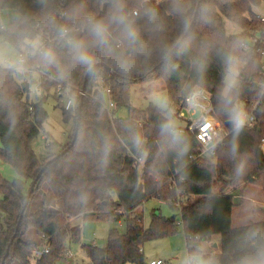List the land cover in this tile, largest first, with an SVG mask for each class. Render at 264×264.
<instances>
[{
    "label": "trees",
    "instance_id": "trees-1",
    "mask_svg": "<svg viewBox=\"0 0 264 264\" xmlns=\"http://www.w3.org/2000/svg\"><path fill=\"white\" fill-rule=\"evenodd\" d=\"M176 3L127 0L128 9L138 13L135 22L146 43L145 50L129 53L134 67L125 75L118 71L113 57L92 48L98 59L97 73L87 74L83 86L87 72L73 66L67 48L56 43V29L61 25L79 29L90 15L106 18L109 4L105 0H0V10L15 12L1 28L3 40L19 51L29 49L26 39L43 40L55 48L59 68L66 72L62 76L57 66L45 67L38 57H30L27 68L52 78L43 81L42 94L31 104L28 93L33 78L26 80L11 68L0 67V159L19 176L7 181L0 175V264H28L32 248L43 245L48 251L36 264H58L67 252V243H80V228L71 224V219L78 216L84 220L125 218L126 231L111 230L104 246L80 245L90 264H145V241L178 232L183 233L189 254L211 256L215 264H241L264 250V220L232 227L236 203L227 192L232 183L239 182L258 187L264 194V153L260 148L264 97L259 98L257 87L262 56L256 51L260 46L250 52L241 49L249 31L264 32L254 12L264 0H179V11ZM146 9L157 13L155 22L144 15ZM223 19L239 25L242 32L227 35ZM76 34L91 44L86 31ZM228 56L233 58L232 67L242 63L233 103L245 112L258 101L253 112L255 125L244 127L235 138L227 130L212 159L191 161L189 155L198 149L194 137L184 135L186 150L174 147L161 134L164 117L158 108L151 103L145 108L130 103V85L147 78L161 80L173 109L192 89L202 88L209 93L214 116L225 129L228 116L221 93L229 71ZM16 76L24 80L19 83ZM99 82L109 89V97L116 104L113 115L106 110L107 96L97 88ZM56 84L74 100L71 109L65 110L61 96L53 92ZM49 96L55 98L63 120L72 121L73 129L81 105L74 143L46 164L56 153L39 160L30 144L47 120L43 104ZM119 108L127 110L125 117L114 116ZM135 157L144 158L142 178ZM241 161L245 163L244 172L237 174ZM179 177L184 182H179ZM172 180L182 197L179 206L174 204L177 193ZM42 184L47 192L40 189ZM149 198L177 208L179 218L152 212L149 224L143 226L136 210ZM215 235L219 236V252L202 253L200 243ZM7 247V256L1 262Z\"/></svg>",
    "mask_w": 264,
    "mask_h": 264
},
{
    "label": "rangeland",
    "instance_id": "rangeland-1",
    "mask_svg": "<svg viewBox=\"0 0 264 264\" xmlns=\"http://www.w3.org/2000/svg\"><path fill=\"white\" fill-rule=\"evenodd\" d=\"M254 12H256V14L264 15V5L261 4L259 7L254 8ZM14 16V11L0 10V32L1 27L4 28ZM223 21L225 33L227 35H238L242 32V28L236 23L227 19H223ZM262 35L264 36V32ZM26 51L27 48L25 47L19 51L17 48L5 42L0 33V67L12 69L17 65V58L20 52ZM261 61H264V54ZM241 65L242 63H237L232 69L238 71V68ZM33 77L37 78V74L34 73ZM225 77L223 80L224 88ZM15 78L19 83L24 80L22 77L18 76ZM160 97H166V90L162 81L159 79L147 78L130 85V103L137 108H145L150 103L155 105L154 101ZM64 100L65 95L62 97L61 103H63ZM43 106L48 114L47 120L44 123L43 130H41L39 135L34 138L30 144L33 152L39 160H43L51 154H57L60 152L61 147L69 143L73 130L72 121L63 120L61 110L57 106V102L53 96L47 97ZM126 115L127 110L125 108H119L114 113L115 117H125ZM174 120L178 126L182 125L177 119L174 118ZM0 175L7 181L19 179L14 168L3 162L1 159ZM40 189L44 192L48 191L44 184H42ZM245 189L252 191L250 193V191L247 190L250 193L249 195L255 196L257 201L255 205L252 206L248 204V201L242 204V199L238 196L243 195ZM227 192L232 195L236 202V205L232 210V227L264 220V194L260 188L252 185L244 186L242 183L236 182L232 183L227 188ZM240 210L244 212V218L240 217ZM136 211L140 213L142 225L145 227L150 222L152 212L160 213L165 217L175 215L176 218H179V210H177V208L171 207L155 198H149L144 201L137 207ZM71 224L80 228V243H67V252L63 259L58 261V264H90L80 248L81 244L92 243L97 247H102L105 245L108 234L111 230L118 231L119 233H124L126 231L124 217H120L119 220L113 218L84 220L78 216L71 219ZM214 238L219 241V236L215 235ZM201 247L204 249L205 244L201 243ZM142 250L145 264H148L150 261L149 259L154 256H158V258H160L165 264H181V261L185 256L194 254H189L187 252L185 238L181 232L147 240L143 243ZM30 262L32 263L33 261Z\"/></svg>",
    "mask_w": 264,
    "mask_h": 264
},
{
    "label": "clouds",
    "instance_id": "clouds-1",
    "mask_svg": "<svg viewBox=\"0 0 264 264\" xmlns=\"http://www.w3.org/2000/svg\"><path fill=\"white\" fill-rule=\"evenodd\" d=\"M105 2L109 4V12L106 18L98 19L90 15L85 18L79 29L61 25L56 29L55 41L61 47L67 48L72 65L83 67L90 76L96 75L98 64L97 55L92 51V48L98 49L103 55L113 57L118 71L127 75L134 67L129 53H142L146 47L140 29L135 22V15H138V13H135V10L128 9L127 0H105ZM175 9L180 10L179 0H177ZM144 15L147 16L149 21L155 22L157 20V13L151 9H146ZM77 31H86L91 37V44L86 39L79 37L76 34ZM24 42L45 67L57 66L62 76L66 74L63 69L59 68V61L54 47L46 44L41 39H26ZM121 48L126 49V51H118ZM226 59L229 71L225 77V88L221 93V101L235 138L243 131L248 118L242 108L233 103V93L238 88L239 73L232 69L233 58L228 56ZM167 63L168 54L165 53V64ZM17 70L23 71V68L18 66ZM201 98V93L193 90L187 97L190 107L199 109ZM154 103L164 117L160 125L161 134L167 137L172 145L180 151L186 150L183 147L185 144L184 133L174 120V109L170 106L169 99L160 97ZM233 151H235V146ZM244 168L245 163L241 161L236 168L237 174H243ZM181 264H215V261L211 256L205 257L197 252L185 256ZM241 264H264V250H261L254 257L243 259Z\"/></svg>",
    "mask_w": 264,
    "mask_h": 264
},
{
    "label": "built area",
    "instance_id": "built-area-1",
    "mask_svg": "<svg viewBox=\"0 0 264 264\" xmlns=\"http://www.w3.org/2000/svg\"><path fill=\"white\" fill-rule=\"evenodd\" d=\"M143 2H152L153 4H158L159 0H143ZM135 13L137 11L135 10ZM257 19L264 25V15L257 14ZM256 46H260L257 48V52L263 57L264 54V36L261 32L249 31L246 39L241 43V49L245 52L252 51ZM33 54L30 49L27 48L26 52H20L17 58V65L12 69L23 76L28 78H33V82L30 84V89L28 93L29 102L32 104L36 101V99L42 94V84L43 81L52 80V78L48 75L39 74V72L33 71L30 68L26 67V63ZM22 62V64H21ZM22 67L23 71H18L17 67ZM37 74V78L33 77V74ZM260 81L257 83V87L259 89V98L264 97V61L261 62L260 69ZM32 85V86H31ZM97 88L107 96L106 99V110L109 114L113 115V111L116 108V104L109 97V89L102 85L99 82ZM53 92L57 96L62 97L65 95V100L63 101V108L65 110H69L74 106V100L67 95V91L63 90L60 84H56L53 87ZM199 91L201 93L200 104L201 107L199 109H194L190 107L188 103L187 97L193 91ZM258 101L251 104V109L245 111L247 114V124L245 127L252 128L255 125V119L253 112L258 105ZM31 105L29 106V110H31ZM174 118L181 122V126H178L184 133V135H191L194 137L198 144L197 152L190 154L189 159L191 161L201 162L202 160H210L214 157L215 150L219 144L222 143L223 138L227 135L228 129H223L221 124L214 116L213 107L211 103V97L209 93L202 88L196 87L188 92L176 105L174 108ZM261 151L264 153V136L261 139L260 144ZM136 167L139 171V178H142V168L144 165V158L135 157ZM179 182H184L182 177H179ZM171 185L176 189L177 198L175 199V206H179L182 202V197L180 195V190H178L176 186V182L174 180L171 181ZM48 251L46 245L41 247H33L32 248V257L29 259L28 264H36V260L43 254ZM30 261H33L32 263ZM148 264H165L161 260L150 261Z\"/></svg>",
    "mask_w": 264,
    "mask_h": 264
},
{
    "label": "water",
    "instance_id": "water-1",
    "mask_svg": "<svg viewBox=\"0 0 264 264\" xmlns=\"http://www.w3.org/2000/svg\"><path fill=\"white\" fill-rule=\"evenodd\" d=\"M86 77H87V73H86V75L84 76L83 86H84V84H85ZM83 90H84V89H83V87H82L81 95L83 94ZM80 105H81V102L78 104V110H77V112H78L77 114H78V115H77V119H76L75 124H74V129H73L72 137H71V139H70L68 145H67L66 147H64V149H62V150H61L60 152H58L56 155H54L52 158H50L48 161H46V164L50 163L51 161L57 159L59 156L63 155V154H64V153H65V152H66V151L72 146V144L74 143V140H75V138H76V134H77V129H78V120H79V114H80ZM225 127H226V129L231 130L232 126H231V124L229 123V121H228V122H225ZM43 169H44V167H42V169H41V170L39 171V173L37 174L36 178L31 182V184H30V186H29V190H28L27 196H29V195L31 194V192H32V190H33V187H34V185H35L36 179L39 177V175L41 174V172L43 171ZM25 205H26V202H25L24 205H23V209L25 208ZM20 220H21V215H20V217H19V219H18V221H17V225H16L15 229H17ZM13 237H14V235H13ZM13 237H12V239L10 240V243L12 242ZM10 243H9V245H10ZM9 245H8V247H9ZM8 247H7V249H6L5 255H4L3 259L1 260V262H4V259H5L6 256H7V253H8Z\"/></svg>",
    "mask_w": 264,
    "mask_h": 264
},
{
    "label": "crops",
    "instance_id": "crops-1",
    "mask_svg": "<svg viewBox=\"0 0 264 264\" xmlns=\"http://www.w3.org/2000/svg\"><path fill=\"white\" fill-rule=\"evenodd\" d=\"M1 28H3V27H1ZM247 188V187H246ZM248 189H245L244 191H245V193L243 194V195H240V196H238V197H240L241 199H242V204L243 203H245V202H247L248 204H250V205H255V203L257 202L256 201V199H255V196H253V195H249L252 191H250V190H248V191H250V193L247 191ZM162 202V201H161ZM236 203V202H235ZM242 210H240V217L241 218H244V212L242 211ZM231 221H232V217H231ZM215 237V236H214ZM214 237H212V239L210 240V241H208V242H201V243H204L205 244V248L204 249H202V247H201V243H200V245H199V250L202 252V253H217L218 252V250H219V241H217ZM92 244V243H91ZM211 251H210V250ZM143 251V250H142ZM150 261H155V260H160V258H158V256H154V257H152V258H150L149 259ZM149 261V262H150ZM148 262V263H149Z\"/></svg>",
    "mask_w": 264,
    "mask_h": 264
}]
</instances>
